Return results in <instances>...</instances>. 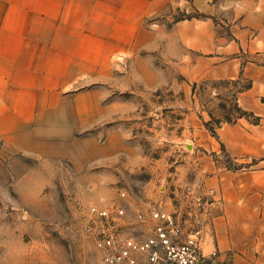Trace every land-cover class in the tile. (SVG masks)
I'll return each instance as SVG.
<instances>
[{"label":"crops","instance_id":"obj_1","mask_svg":"<svg viewBox=\"0 0 264 264\" xmlns=\"http://www.w3.org/2000/svg\"><path fill=\"white\" fill-rule=\"evenodd\" d=\"M175 7L201 16L166 27ZM143 52L173 60L184 84H235L237 107L258 119L198 130L197 172L213 200L200 249L201 264H264V0H0V144L72 155L101 118L96 83ZM222 153L251 166L225 169Z\"/></svg>","mask_w":264,"mask_h":264},{"label":"rangeland","instance_id":"obj_2","mask_svg":"<svg viewBox=\"0 0 264 264\" xmlns=\"http://www.w3.org/2000/svg\"><path fill=\"white\" fill-rule=\"evenodd\" d=\"M200 16L175 7L161 19L167 27ZM146 55L127 58L111 82L96 83L101 118L76 135L72 155H25L0 144V264H100L85 230L90 205L120 207L126 221L161 205L184 234L200 235L208 224L213 200L197 172V134L213 135L238 118L237 86L184 84L173 60ZM217 160L229 170L251 166L223 153Z\"/></svg>","mask_w":264,"mask_h":264},{"label":"built area","instance_id":"obj_3","mask_svg":"<svg viewBox=\"0 0 264 264\" xmlns=\"http://www.w3.org/2000/svg\"><path fill=\"white\" fill-rule=\"evenodd\" d=\"M123 195V194H122ZM86 234L94 239L100 264H201L200 235L184 234L161 205L137 212L126 221L120 207L90 205ZM138 228L130 233L125 225Z\"/></svg>","mask_w":264,"mask_h":264},{"label":"trees","instance_id":"obj_4","mask_svg":"<svg viewBox=\"0 0 264 264\" xmlns=\"http://www.w3.org/2000/svg\"><path fill=\"white\" fill-rule=\"evenodd\" d=\"M235 109H236V112L238 113V118H247V119H251V118H252V119H253V123H255V122L258 121V119H257V118H253V116H252L251 114L241 111V110L237 107V105H235ZM227 123H232V122L227 121ZM219 127H220V126H217L216 129L219 128ZM216 129H214V130H210L211 133H212L213 135H215V130H216Z\"/></svg>","mask_w":264,"mask_h":264}]
</instances>
